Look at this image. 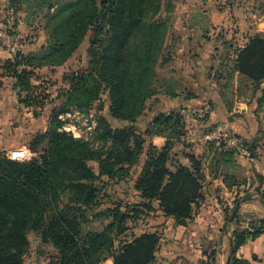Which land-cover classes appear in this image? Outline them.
I'll return each mask as SVG.
<instances>
[{
	"label": "trees",
	"instance_id": "trees-1",
	"mask_svg": "<svg viewBox=\"0 0 264 264\" xmlns=\"http://www.w3.org/2000/svg\"><path fill=\"white\" fill-rule=\"evenodd\" d=\"M161 4L162 0H7L6 7H14V19L7 29L10 34H15L22 13L29 37L39 32L44 35L37 50L12 51L0 60V70L13 79L18 101L27 108L41 110L51 102L36 71L62 66L89 37L86 66L62 75L67 88L58 94L60 101L52 107L44 133L29 144L39 151L37 155L20 161L0 151V264H24L30 232L55 249L49 264H102L107 259L112 264H155L160 233L125 236L127 221L136 217L138 207L151 210L156 203L174 225H186L204 199L206 168L220 173L229 188L245 183L233 173L235 149L219 150L208 142V164L190 153L186 154L188 165L172 157L171 148L186 133L182 108L157 113L145 129V135L165 138L161 147L152 143L146 147L133 125L144 114L147 102L161 93L154 85L156 68L165 61L168 28L167 18H157ZM171 7L170 2L165 4L166 11ZM232 70L255 86L264 80L263 36H250L233 50ZM103 93L107 94L109 118L126 124L115 127L107 116L98 115L92 138L75 137L62 129L65 120L60 114L74 110L88 114ZM103 108L100 103L96 109ZM208 113L203 120H208ZM40 142L45 144L41 150ZM244 145L252 155L253 144L244 141ZM142 154L133 182L137 205L122 209L115 203L97 209L99 184L127 181ZM254 179L258 191L264 177L254 173ZM248 196L247 190L236 189L232 207L226 208V220L235 204ZM260 201L264 206V191ZM99 217L107 218V223L100 230L90 229L89 223ZM234 217L237 226L231 232L229 264H245L236 251L247 237L264 233V218L251 221L249 230L240 229L238 215ZM205 254V264H215L216 251Z\"/></svg>",
	"mask_w": 264,
	"mask_h": 264
},
{
	"label": "crops",
	"instance_id": "crops-1",
	"mask_svg": "<svg viewBox=\"0 0 264 264\" xmlns=\"http://www.w3.org/2000/svg\"><path fill=\"white\" fill-rule=\"evenodd\" d=\"M167 2L172 5L169 11L165 10ZM263 3L264 0H233L231 13L237 28L231 34H223L220 27L227 16L218 8L215 0H162L158 14L167 16L169 25L162 56L165 61L156 68V79L158 71H162L164 75L161 76L164 78L160 79L158 89L167 103L180 104L189 109H181L187 132L181 141L188 142L189 146L194 145L186 139V136H195L188 131L187 120L195 122L194 125L199 128L226 123L243 141L253 144L254 151L249 155L246 149L235 156L233 173L239 179L245 180L244 184L229 188L220 173H210L205 169L204 199L186 225H174L173 219L168 217L169 226L163 234L160 233V245L156 252V260L159 255L160 260H168V263L161 260L155 264H203L207 259L205 252L212 250L216 251L215 264H226L231 252V232L237 226L235 217L230 221L229 216L226 220V208L232 207L237 188L245 189L249 193L248 197L239 201L240 207L236 213L238 227L252 230L251 221L264 218V206L260 201L264 180L257 191V182L254 179V173L264 177V80L255 86L243 75L232 70L233 50L243 46L250 36L260 34L264 37V17L261 15ZM6 5L7 0H0L1 16H4ZM18 15V31L28 32L27 25L22 21V13ZM41 44H30L27 50H18L22 53L32 52ZM8 57L10 54L6 50L0 51V60ZM65 64L52 70L46 67L37 70L38 80H41L38 74L41 70H46L49 74L57 72L62 78L63 72L58 71ZM38 80L32 82L37 84ZM207 106L210 108L208 120L200 118V114H194L196 119L188 117L187 111L192 109L193 113L200 112ZM173 109L174 107H171L168 111ZM22 110L31 111L36 125L33 123L21 136L18 133L25 122ZM34 110L42 111L21 105L13 87V79L5 76L0 70V151L20 161L28 160L39 152L30 149V140L44 133L48 120L46 126L41 123L43 128L40 129V112L34 115ZM42 113L43 116L46 115ZM154 115L156 114H151L148 123ZM203 131L195 136L200 145L192 151L183 152L185 155L174 156L176 160L188 165L186 154L190 153L202 157L205 164L210 162L206 159L208 143L200 139ZM149 137L150 143L157 147H161L165 142L163 136ZM16 141L18 144H15ZM236 256L245 260V264H264V233L247 237L236 251ZM102 264H112V260L107 259Z\"/></svg>",
	"mask_w": 264,
	"mask_h": 264
},
{
	"label": "rangeland",
	"instance_id": "rangeland-1",
	"mask_svg": "<svg viewBox=\"0 0 264 264\" xmlns=\"http://www.w3.org/2000/svg\"><path fill=\"white\" fill-rule=\"evenodd\" d=\"M5 12H6V7L3 12L4 16L3 14L2 16L0 15V29L9 30L11 26V22H8L6 20L7 15ZM157 18H160V19L167 18L168 19L167 16L165 15L162 16L159 14ZM168 25H169V19L167 20V26ZM14 33L15 34L14 35L12 34V35L14 39L17 41L14 51L18 49L27 50L28 48H30V44L39 45L44 41V35L42 32H39L37 33V35H34L32 37H29V34H27L28 32L24 33L22 31H18L16 27V29H14ZM88 37L89 35L85 36L82 43L79 45L78 49L73 53L72 57L66 62V64L62 68H60V70L62 71L59 70L58 72H63L64 74L66 72L77 70L79 68H83L86 66L87 64L86 49L88 46ZM33 39L35 40L33 41ZM5 50L6 52H8V54L10 55L12 54V50L10 48L4 47L0 44V51H5ZM158 72H159L157 75L158 77L154 82V85H156L157 88L160 87V84H159L160 79L164 78L161 76V75H164L163 73H161L162 71H158ZM38 74L41 79L40 82H43L42 86L45 87L46 93L49 94L51 98V102L45 106L46 108L42 109V111H36V112H40V118L38 121H39V126L41 129L43 128L42 126L43 124L41 125V123H44L45 126L47 125L46 124L48 120L47 118H48V115L52 107L58 104L60 101V99H57V96L59 93H61L63 90L67 88V84L61 80L60 74L57 72L55 74H49L47 73L46 70H41L38 72ZM162 95L163 94L160 93L156 95L155 97H153L152 99H150L147 102V106H146V110L144 114L139 119H137V121L133 124L135 128L137 129V131L142 134V137L144 138L146 142L145 143L146 147L150 143L151 139L148 135L144 134V131L146 127L149 125L148 120H149V117H151V114H157L160 112L166 113L168 112V109L171 107H174V109H177V110L181 108L184 110H189L187 109V107L183 108V106L180 104L167 103V101ZM100 103L104 104V108L102 110H97L96 109L97 105ZM107 106H108L107 94L103 93L101 95L100 101L94 104V107L91 109V111L88 114L81 112L80 114H75V115L71 114L70 117H68L74 123L75 129L79 132V136L84 137V138H90V137L92 138L93 131L92 129L88 128L89 122L86 121L85 119L86 117L89 120H93L95 122V126H96L95 118H97L96 116L98 115L107 116L111 124L115 127L126 124V123H122V122L109 118V115L107 113ZM191 107L192 106H189V108ZM205 108L200 112L195 111L193 113L192 109L191 111H187L189 115L188 117L196 119L197 117L194 114H200L201 116L200 118L203 119L205 116V112H204ZM36 109L38 110V108ZM22 112L24 113L22 114V117H23V120H25V122H23V128L21 129V132L18 133L21 136L24 135L25 131H28L30 129L33 123L36 125V121L32 119L33 117H32L31 111L22 110ZM42 112H44V114L46 113V115L43 116ZM42 119H45V120L42 121ZM194 124L195 122L191 123L189 120H187L186 122L188 131H191L193 134H195L196 137L200 135L203 130H204L203 131L204 133L206 129L208 130L212 126L211 124L207 126L203 124L205 127L199 128ZM185 135L183 137H185ZM32 140L33 138L30 140V142ZM15 144H18V141H16ZM192 144L194 145L189 146L188 142L181 141V140L180 142H175V144L171 148L172 157L177 156L178 154L185 155V153L183 152L192 151L194 148L200 145L198 141L196 144L195 143H192ZM44 146H45L44 142H40V144L38 145L39 150L44 148ZM35 155H37V153ZM143 158H144V154L141 155L139 162L131 168V174L127 181H119V182L110 181L106 185L99 184V186H102V189L100 191V194H101V197L99 199L100 205H98L97 209H104V208L112 206L115 203H120L122 206V209L126 207L130 208L134 205L135 206L137 205V203L139 202V198H138L137 192L133 189V182L139 174V171L141 168V160ZM90 165L93 168H96V164L94 162H90ZM138 209H139V212L138 214H136V217L133 220L127 221L128 230L125 232V236L127 238L131 237V235H137L145 231H157L158 233H162V234L164 233L165 229H167V227L169 226V218L162 214V212L157 208L156 203H153V208L151 210H147L142 207L140 208L138 207ZM107 221H108L107 218L99 217L89 223V228L92 230H100L102 229L103 225L107 223ZM28 240H29V249L24 258V264H49L50 260L54 257L56 253L52 245L50 243L42 242L39 236L34 232H30L28 234ZM161 260L158 255L156 263L158 262L160 263ZM167 261L168 260H164V261L162 260V262H167Z\"/></svg>",
	"mask_w": 264,
	"mask_h": 264
},
{
	"label": "built area",
	"instance_id": "built-area-1",
	"mask_svg": "<svg viewBox=\"0 0 264 264\" xmlns=\"http://www.w3.org/2000/svg\"><path fill=\"white\" fill-rule=\"evenodd\" d=\"M215 1L218 8L221 9L227 16L225 21L220 27V31L223 34L233 33L237 28L236 20L231 13L233 0H215ZM5 13L7 15L6 20L8 22H12L14 19L13 17L14 7L8 5L6 7ZM0 44L14 51L17 41L14 39L13 35L8 32L7 29H0ZM204 112L205 113L210 112V108L206 107ZM71 114L73 115L80 114V112L74 110L72 112L63 113L58 116L61 120H65L64 124L62 125V129L72 133V135L75 137H81L79 136V132L75 129L74 123L68 118L70 117ZM85 119L86 121L89 122L88 128L93 129L95 127V122L93 120H89L87 117ZM186 139L190 143H195L199 140L198 138L192 135L186 136ZM200 139L207 143L208 142L213 143L214 146H216L219 150L235 149L238 151V153L246 150L243 139L237 136L236 134H234L226 123H221L213 126L211 129L205 131L200 137Z\"/></svg>",
	"mask_w": 264,
	"mask_h": 264
},
{
	"label": "water",
	"instance_id": "water-1",
	"mask_svg": "<svg viewBox=\"0 0 264 264\" xmlns=\"http://www.w3.org/2000/svg\"><path fill=\"white\" fill-rule=\"evenodd\" d=\"M19 51H20V50H17V52H19ZM239 207H240V203L237 202V203L235 204V206H234L232 212H231L230 217H229V220H230V221L233 219V217H234L235 214L237 213ZM231 254H232V252L229 253V255H228V257H227V260H226V264H229ZM203 264H205V263H203Z\"/></svg>",
	"mask_w": 264,
	"mask_h": 264
}]
</instances>
